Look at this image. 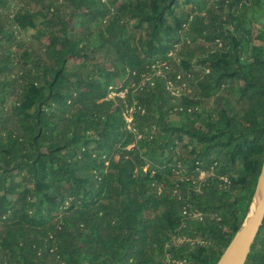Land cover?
<instances>
[{"label": "trees", "instance_id": "obj_1", "mask_svg": "<svg viewBox=\"0 0 264 264\" xmlns=\"http://www.w3.org/2000/svg\"><path fill=\"white\" fill-rule=\"evenodd\" d=\"M29 1L37 50L0 23V264H217L264 157V0Z\"/></svg>", "mask_w": 264, "mask_h": 264}, {"label": "water", "instance_id": "obj_2", "mask_svg": "<svg viewBox=\"0 0 264 264\" xmlns=\"http://www.w3.org/2000/svg\"><path fill=\"white\" fill-rule=\"evenodd\" d=\"M250 213V209H252ZM264 219V157L261 172L258 177L257 185L248 214L240 227L239 231L223 253L217 264H221L222 259L230 246L231 252L227 255L222 264H245L249 255L251 245L259 232Z\"/></svg>", "mask_w": 264, "mask_h": 264}, {"label": "rangeland", "instance_id": "obj_3", "mask_svg": "<svg viewBox=\"0 0 264 264\" xmlns=\"http://www.w3.org/2000/svg\"><path fill=\"white\" fill-rule=\"evenodd\" d=\"M55 3H57L60 6V9L65 12L67 10V8L62 4L61 0H53ZM29 0H14L11 4H9V8L4 11V12H0V23H7L6 25L8 26V29H12V32L14 31L17 39L19 42L26 44L28 46L31 47L32 50H37L38 49V44L35 41H32V39L30 38L31 36H33L35 34V30L28 28L26 30V32H21L19 31L16 27H14V25L12 24V19L14 17V14L16 11L20 10V9H25L29 6H31L29 4ZM252 29L254 31L257 32V30H261L264 32V12L260 15H258V24H254L252 26ZM92 32H95V27H92ZM96 33V32H95ZM176 53H172L171 57L173 59V61H175L176 63H178L180 61V59L178 60L177 56L175 55ZM164 73V71L161 69V66H155L153 67V69L146 75V78H153V76L158 75ZM121 81V79H114L113 82L116 84H119ZM189 80H183L182 82H178V79H176L175 81L171 82V88L174 91V93L177 94H186L189 93ZM116 87V86H114ZM170 92V91H169ZM16 98V97H15ZM16 99L14 98H9L6 102L5 105V109H7V111L10 110V108L12 107V105L15 104ZM171 120L173 122L174 125L178 126L181 121L180 119H178L177 115H173L171 117ZM203 176V175H202Z\"/></svg>", "mask_w": 264, "mask_h": 264}, {"label": "built area", "instance_id": "obj_4", "mask_svg": "<svg viewBox=\"0 0 264 264\" xmlns=\"http://www.w3.org/2000/svg\"><path fill=\"white\" fill-rule=\"evenodd\" d=\"M151 80L149 78H144L143 81H142V84L144 83H148L150 82ZM150 85H152V83H150ZM167 90L170 91L171 95L172 96H177L174 91L172 90L171 88V82L167 84ZM108 91H109V94H108V98L109 99H113V98H119V99H124V96H125V92H116L114 90V88L112 87H109L108 88ZM137 102L134 101L132 102V104L130 106H125V109L123 111V119H124V122L126 124V130L128 131H131V132H135V129L133 127V124H134V114L138 111H140V113H143L142 110H140V108L137 106ZM203 175V174H202Z\"/></svg>", "mask_w": 264, "mask_h": 264}, {"label": "bare ground", "instance_id": "obj_5", "mask_svg": "<svg viewBox=\"0 0 264 264\" xmlns=\"http://www.w3.org/2000/svg\"><path fill=\"white\" fill-rule=\"evenodd\" d=\"M252 210H253V208L250 209V213L252 212ZM231 250H232V246H230V247L228 248V250L226 251V253H225V255H224L223 259H222L221 264L226 260V257H227V255L231 252Z\"/></svg>", "mask_w": 264, "mask_h": 264}]
</instances>
